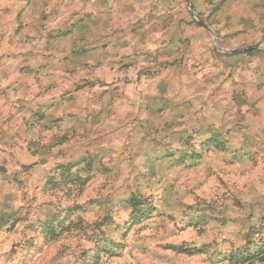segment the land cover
<instances>
[{
	"label": "rangeland",
	"instance_id": "1",
	"mask_svg": "<svg viewBox=\"0 0 264 264\" xmlns=\"http://www.w3.org/2000/svg\"><path fill=\"white\" fill-rule=\"evenodd\" d=\"M0 264H264V0H0Z\"/></svg>",
	"mask_w": 264,
	"mask_h": 264
},
{
	"label": "trees",
	"instance_id": "2",
	"mask_svg": "<svg viewBox=\"0 0 264 264\" xmlns=\"http://www.w3.org/2000/svg\"><path fill=\"white\" fill-rule=\"evenodd\" d=\"M139 204V202H134V205L136 206V205H138ZM145 212V210H139V214L141 215V214H143ZM248 253L249 252H241V253H239L238 255H237V259L238 260H245L248 256Z\"/></svg>",
	"mask_w": 264,
	"mask_h": 264
},
{
	"label": "water",
	"instance_id": "3",
	"mask_svg": "<svg viewBox=\"0 0 264 264\" xmlns=\"http://www.w3.org/2000/svg\"><path fill=\"white\" fill-rule=\"evenodd\" d=\"M259 45L256 44V45H253V46H248L246 48H241V49H237V50H233L234 52H241V51H245V50H250L252 48H257Z\"/></svg>",
	"mask_w": 264,
	"mask_h": 264
}]
</instances>
